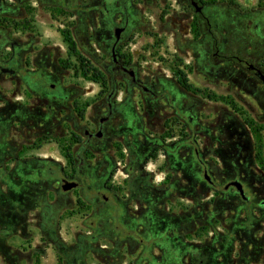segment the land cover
Instances as JSON below:
<instances>
[{
    "label": "rangeland",
    "instance_id": "374dc122",
    "mask_svg": "<svg viewBox=\"0 0 264 264\" xmlns=\"http://www.w3.org/2000/svg\"><path fill=\"white\" fill-rule=\"evenodd\" d=\"M179 7L0 0V264H264V86Z\"/></svg>",
    "mask_w": 264,
    "mask_h": 264
},
{
    "label": "flooded vegetation",
    "instance_id": "af4514ba",
    "mask_svg": "<svg viewBox=\"0 0 264 264\" xmlns=\"http://www.w3.org/2000/svg\"><path fill=\"white\" fill-rule=\"evenodd\" d=\"M250 1L181 0L179 12L183 16L188 12L192 13L188 16V20L185 19V22L190 23L195 31L200 27H206L214 48L213 56L221 60L225 56V60L232 64V70L229 73L232 78L235 74H246L248 79L255 80L264 86V0ZM222 9L225 11L223 12ZM217 12H221L220 17ZM224 38L225 44H223ZM245 90L248 93L251 92V89H247V87ZM229 109L232 113L235 112L237 117H240L241 108L230 107ZM101 120L100 124L103 122ZM97 132L101 134L100 127ZM84 135L88 140L93 137L86 131H84ZM205 172L207 171H203L204 178ZM207 182L212 186L210 180ZM233 182L239 181L233 178L223 186V189L232 188L234 193L241 198L232 185ZM239 183L241 184V182ZM242 188L245 200L242 198L241 200L245 203L252 202L254 198L250 192L245 191L243 185ZM102 198L107 200L104 196ZM259 204L264 205V202L260 201Z\"/></svg>",
    "mask_w": 264,
    "mask_h": 264
},
{
    "label": "trees",
    "instance_id": "16d2710c",
    "mask_svg": "<svg viewBox=\"0 0 264 264\" xmlns=\"http://www.w3.org/2000/svg\"><path fill=\"white\" fill-rule=\"evenodd\" d=\"M63 40H64V42L70 47V49L71 50H74V42L72 41V39L69 37V34L68 33H65L64 35H63ZM92 71H95V70H93L92 69ZM84 73H86V71H84ZM94 75V74H93ZM97 76H94V77H92L93 79H94V81L96 82V83H98V80H100L99 78H101L102 76L100 75V74H96ZM179 78H177V80H176V83L179 85V87L182 89V90H184V91H186V92H189V93H192V94H196V93H200V91L198 90V89H195V88H193V87H191L188 83H187V81H186V79H185V77L182 75V74H179ZM100 85H101V87L104 85V83H100ZM148 158H155V156L153 155V153L152 154H150L149 156H148Z\"/></svg>",
    "mask_w": 264,
    "mask_h": 264
},
{
    "label": "water",
    "instance_id": "95a60500",
    "mask_svg": "<svg viewBox=\"0 0 264 264\" xmlns=\"http://www.w3.org/2000/svg\"><path fill=\"white\" fill-rule=\"evenodd\" d=\"M119 34V30H115V35H118ZM97 137H100L101 134L100 132H98L96 134ZM205 180H209L207 175H206V172H205ZM232 185L235 187V189L238 191L239 195L241 196V198L243 200H245V196L243 195V188H242V185L239 183V182H233ZM77 187V183L76 182H73V181H67L65 179H62L61 180V185H60V190L62 192H67V191H70L74 188Z\"/></svg>",
    "mask_w": 264,
    "mask_h": 264
}]
</instances>
